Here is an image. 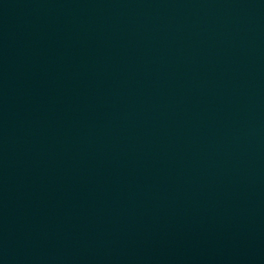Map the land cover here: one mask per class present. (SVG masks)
I'll return each instance as SVG.
<instances>
[{
    "label": "water",
    "instance_id": "obj_1",
    "mask_svg": "<svg viewBox=\"0 0 264 264\" xmlns=\"http://www.w3.org/2000/svg\"><path fill=\"white\" fill-rule=\"evenodd\" d=\"M264 141V0H0V264H95Z\"/></svg>",
    "mask_w": 264,
    "mask_h": 264
}]
</instances>
